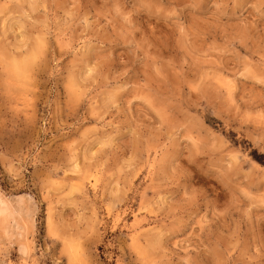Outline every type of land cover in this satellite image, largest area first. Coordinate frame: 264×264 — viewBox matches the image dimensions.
I'll list each match as a JSON object with an SVG mask.
<instances>
[{
    "label": "rangeland",
    "instance_id": "374dc122",
    "mask_svg": "<svg viewBox=\"0 0 264 264\" xmlns=\"http://www.w3.org/2000/svg\"><path fill=\"white\" fill-rule=\"evenodd\" d=\"M0 192V264H264V0H0Z\"/></svg>",
    "mask_w": 264,
    "mask_h": 264
},
{
    "label": "bare ground",
    "instance_id": "6f19581e",
    "mask_svg": "<svg viewBox=\"0 0 264 264\" xmlns=\"http://www.w3.org/2000/svg\"><path fill=\"white\" fill-rule=\"evenodd\" d=\"M16 68H18L17 64ZM14 215L15 210L10 206L8 201L2 196L0 192V231H2L3 234L6 236L10 234L9 222L15 218ZM18 250L23 256H26L29 253L30 246H28L27 243L22 242L19 245Z\"/></svg>",
    "mask_w": 264,
    "mask_h": 264
},
{
    "label": "trees",
    "instance_id": "16d2710c",
    "mask_svg": "<svg viewBox=\"0 0 264 264\" xmlns=\"http://www.w3.org/2000/svg\"><path fill=\"white\" fill-rule=\"evenodd\" d=\"M257 159V158H256Z\"/></svg>",
    "mask_w": 264,
    "mask_h": 264
}]
</instances>
